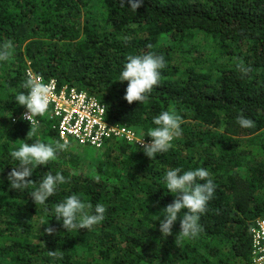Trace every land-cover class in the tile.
I'll return each mask as SVG.
<instances>
[{"label":"trees","instance_id":"16d2710c","mask_svg":"<svg viewBox=\"0 0 264 264\" xmlns=\"http://www.w3.org/2000/svg\"><path fill=\"white\" fill-rule=\"evenodd\" d=\"M7 40L14 47L0 61V264L253 263L251 230L264 220V0H144L137 11L120 0H0V44ZM146 52L164 57L162 80L147 103L129 104L119 75L127 56ZM28 61L47 80L96 96L111 123L146 142L153 118L168 110L182 116V135L154 160L142 145L111 139L95 177L74 172L79 158L61 151L33 171L29 188L11 190L17 144L60 141L46 115L27 139L31 125L15 97L27 91ZM239 115L255 126L242 128ZM175 168H204L215 184L202 231L179 247V219L171 236L159 230L175 199L164 176ZM47 172L68 182L36 205L31 193ZM73 194L93 210L104 204L105 219L66 231L54 208Z\"/></svg>","mask_w":264,"mask_h":264},{"label":"clouds","instance_id":"9594fccd","mask_svg":"<svg viewBox=\"0 0 264 264\" xmlns=\"http://www.w3.org/2000/svg\"><path fill=\"white\" fill-rule=\"evenodd\" d=\"M121 6L127 4L132 11H137L143 6L144 0H120ZM125 42L130 38L125 37ZM13 43L10 40L0 44V61H8L13 55ZM149 47H151L149 45ZM166 67V61L162 55L154 52H146L141 55L127 56L123 70L119 75V82H127L124 99L129 103H147L155 86H159L162 80L161 70ZM244 72L250 69L243 68ZM26 92H19L15 101L24 106L26 111L22 119L30 122V130L27 139L35 136L39 129L37 117L44 116L50 105L52 87L45 83L39 75L28 74L22 84ZM183 118L174 110L163 111L153 118L155 127L149 129L147 136L150 143L142 141L143 151L147 157L154 160L158 154L168 152L173 146L174 139L182 135ZM237 123L242 128H252L255 123L252 119L243 115L237 117ZM63 142L45 143L37 140L34 143H22L17 150L11 151L12 158L19 162L18 167H13L8 173L9 187L11 190L23 191L29 188L34 181L30 179L33 171L40 166H47L55 161L58 153L69 148L70 142L62 138ZM180 168L170 169L164 176L167 190L175 197L172 203L164 210L163 218L159 221V230L164 236H171L173 226L179 219L180 231L176 235L175 243L179 247L186 239H195L202 231L199 223L201 215L208 210V203L214 196L215 184L210 173L204 168L184 171ZM65 176L60 172L53 175L45 173L39 181V186L32 191L31 197L36 205H45L49 198L53 197L58 186L67 183ZM47 211V209H45ZM107 209L104 204L93 205L85 203L81 198L73 194L63 202L55 205V219L62 221V227L66 231L73 229L90 230L105 219ZM55 229L49 226L45 234H54ZM49 256L56 258L58 252L49 251Z\"/></svg>","mask_w":264,"mask_h":264},{"label":"built area","instance_id":"2783aa9c","mask_svg":"<svg viewBox=\"0 0 264 264\" xmlns=\"http://www.w3.org/2000/svg\"><path fill=\"white\" fill-rule=\"evenodd\" d=\"M29 73L39 75L45 83L51 84L52 95L49 110L45 115L56 120L61 142L62 138H66L70 144L75 143L98 150H105L107 142L111 139L141 145V138L134 129L111 123L106 105L96 96L73 87L60 86L54 79L47 80L30 65L26 70L27 77ZM25 111L26 109L23 113ZM251 232L252 264H264V220L258 219Z\"/></svg>","mask_w":264,"mask_h":264},{"label":"rangeland","instance_id":"374dc122","mask_svg":"<svg viewBox=\"0 0 264 264\" xmlns=\"http://www.w3.org/2000/svg\"><path fill=\"white\" fill-rule=\"evenodd\" d=\"M28 66H31V62L28 61ZM140 141H143L142 137H140ZM75 142V141H74ZM22 143L17 144V149ZM68 151L76 154L79 158L77 167H74V172L76 173H83L86 176H97L100 162V155L104 152V150H98L92 147L82 146L78 144H70ZM114 179V178H113Z\"/></svg>","mask_w":264,"mask_h":264}]
</instances>
